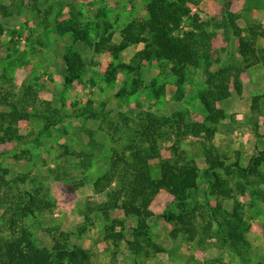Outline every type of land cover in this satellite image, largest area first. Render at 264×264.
Masks as SVG:
<instances>
[{"label":"rangeland","instance_id":"rangeland-1","mask_svg":"<svg viewBox=\"0 0 264 264\" xmlns=\"http://www.w3.org/2000/svg\"><path fill=\"white\" fill-rule=\"evenodd\" d=\"M147 4L148 0H0V111L24 100L23 111L29 114L17 122L20 137L0 143V169L8 180L24 176L21 189L42 186L48 196L49 206L24 219L35 243L50 247L55 239L66 240L70 247L87 252L83 264H264V179L223 175L225 189L231 193L216 196L209 191L210 178L204 172L209 166L207 149L225 165L238 161L245 166L264 148L262 63L244 66L235 36L224 39L221 30L211 26L196 32L199 51L209 47L211 57H218L212 68L223 63L242 68L240 92L232 86L233 72L230 96L217 102L224 117L207 138L206 132L195 135L186 126L202 123L206 115L198 98L204 86L202 67L185 69L178 93L170 64L143 60L146 87L130 93L135 73L122 70L111 83L104 80V73L112 61L136 63L143 42L128 44L115 58L107 47L94 52L89 43L74 40L68 29L61 31L65 21L72 20L93 43L110 35V43L117 45L130 21L146 19ZM186 5L190 14L203 20L220 19L226 7L239 16L236 23L241 28L259 23L264 27V0H189ZM255 45L264 48V37L257 36ZM67 49L79 52L84 62L80 78L70 84L64 82L62 55ZM26 86L31 87L30 96L23 94ZM159 87L163 92L156 95L153 88ZM121 88L127 92L117 96ZM146 112L181 121L162 128L168 135L156 141L158 159L149 163L153 177L159 175V158L176 154L192 159L199 174L183 225L178 219L162 217L164 212L178 213L167 189L151 197L149 234L163 251L138 253L128 242L137 219L124 217L119 209L109 210L106 217L100 207L109 199L110 189L98 191L94 181L111 167L117 153L130 154L124 145L140 125L137 115ZM85 154L91 157L89 166L82 168ZM10 186L9 199L17 192L14 183ZM4 190L0 187V216L10 204L9 199L4 201ZM233 208L241 211L248 225L242 242L228 234ZM114 217L124 220L123 226H114L123 233L117 238L109 237L107 230ZM9 231L0 217V235Z\"/></svg>","mask_w":264,"mask_h":264},{"label":"trees","instance_id":"trees-1","mask_svg":"<svg viewBox=\"0 0 264 264\" xmlns=\"http://www.w3.org/2000/svg\"><path fill=\"white\" fill-rule=\"evenodd\" d=\"M189 0H148L146 7L147 17L145 20L130 21L122 30V41L119 44L110 43V35L101 37L93 43L86 35V30H81L77 23L72 20L65 21V28L61 31L72 32L74 40L89 43L94 52L101 47H107L116 58L118 53L130 43L143 42L144 47L135 54L136 63L124 62L108 64L104 73V80L111 83L116 79L117 73L128 70L135 73L132 77L133 85L130 93L143 86L141 61H158L170 64V70L177 76V92H182L185 80V69L188 66L202 67L204 73V86L198 91V98L203 104L206 115L202 123H187L186 126L195 135L204 131L207 138L215 132V123L224 117V111L217 106V102L228 98L231 94L230 79L232 86L238 93L241 89L239 74L241 66L226 63L217 68L212 65L218 57L212 58L210 48L199 51L195 34L204 31L206 26L214 30L220 29L224 39L235 36L238 41L237 50L244 66L252 63H262L264 67V48H256L257 36L264 37V27L259 24L250 25L247 29L241 28L236 20L239 17L229 9L224 8L221 18L211 17L203 20L197 14H190V8L186 5ZM184 26L181 27V26ZM249 32L245 35L243 31ZM64 82L72 83L80 78L84 70V62L79 52L67 49L64 51ZM155 82L152 83L154 85ZM156 95L163 92V87L153 88ZM31 87L26 86L25 96L31 95ZM125 88L117 91V96L126 93ZM24 100H18L12 104L9 110L0 111V143L16 140L18 135L17 122L29 117L28 112L23 111ZM22 104V105H21ZM21 105V106H18ZM21 108V109H20ZM136 129L133 136L124 145L125 149L131 151L129 155L117 153L112 160L111 167L101 176L95 179L94 187L98 191L109 188V199L100 207L106 217L109 218V210L119 209L124 217H135L137 226L131 228L133 239L129 245L136 252H158L162 247L151 239L149 234L148 218L151 211L148 210V201L160 189H167L172 195L178 213L172 211L164 212L162 217L167 220L178 219L183 225V216H187L186 209L192 199L195 179L198 177V167L192 159L176 154L175 158H159V175L155 178L151 172L150 160L158 159L155 155L157 139L165 138L168 133L162 129L164 126L172 125L174 121L170 117H160L152 113H139L137 115ZM172 121V122H171ZM172 123V124H171ZM91 155L85 154L82 159V168L89 166ZM205 159L209 163L205 169V176L209 177V191L216 196L228 195L230 190L225 189L223 175L237 173L240 177L251 176L264 179V148L252 155L248 163L243 166L238 161L225 165L224 161L214 155L212 150L207 149ZM0 169V187L6 188L3 192L4 201L9 199L8 191L14 183L17 188L15 194L10 195V204L1 211L9 234L0 235V264H83L87 258V252L82 248L70 247L66 240L63 242L55 239L52 245L38 246L32 238L24 219L35 211L49 206L48 196L39 186L32 191L21 189L20 182H25L24 176L6 179ZM8 188V189H7ZM218 211V209H215ZM87 217V215H86ZM123 226L122 218L114 217L111 225L107 226L108 236L117 238L122 236L121 231H115V225ZM229 236L232 239L243 240V231H247L248 225L241 216V211L233 208L230 220L227 222ZM182 227V226H181ZM227 234V236H228ZM107 236V237H108Z\"/></svg>","mask_w":264,"mask_h":264}]
</instances>
